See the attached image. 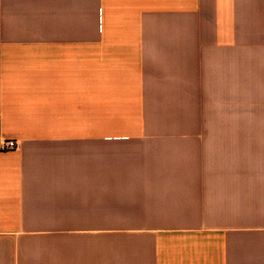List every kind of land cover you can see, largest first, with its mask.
<instances>
[{
    "label": "crops",
    "instance_id": "obj_1",
    "mask_svg": "<svg viewBox=\"0 0 264 264\" xmlns=\"http://www.w3.org/2000/svg\"><path fill=\"white\" fill-rule=\"evenodd\" d=\"M3 140L0 264H264V0H0Z\"/></svg>",
    "mask_w": 264,
    "mask_h": 264
},
{
    "label": "rangeland",
    "instance_id": "obj_2",
    "mask_svg": "<svg viewBox=\"0 0 264 264\" xmlns=\"http://www.w3.org/2000/svg\"><path fill=\"white\" fill-rule=\"evenodd\" d=\"M169 92L172 95L151 98L152 106L147 119L177 122L180 128L167 129L166 135L190 137L197 133H205L206 129L201 128L208 119L205 70L200 69L198 90H191L188 81L184 83L182 90Z\"/></svg>",
    "mask_w": 264,
    "mask_h": 264
},
{
    "label": "built area",
    "instance_id": "obj_3",
    "mask_svg": "<svg viewBox=\"0 0 264 264\" xmlns=\"http://www.w3.org/2000/svg\"><path fill=\"white\" fill-rule=\"evenodd\" d=\"M17 148H18V145L13 140H3L0 143V150L2 151L16 150Z\"/></svg>",
    "mask_w": 264,
    "mask_h": 264
}]
</instances>
